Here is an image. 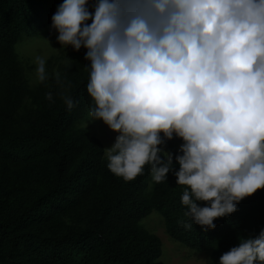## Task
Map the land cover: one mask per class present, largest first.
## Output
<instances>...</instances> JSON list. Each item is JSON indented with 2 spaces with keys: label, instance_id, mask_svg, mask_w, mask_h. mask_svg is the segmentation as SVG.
Wrapping results in <instances>:
<instances>
[{
  "label": "clouds",
  "instance_id": "clouds-1",
  "mask_svg": "<svg viewBox=\"0 0 264 264\" xmlns=\"http://www.w3.org/2000/svg\"><path fill=\"white\" fill-rule=\"evenodd\" d=\"M87 3L64 0L52 26L62 47L88 49L89 114L119 133L109 170L130 181L150 163L161 182L174 166L160 134H175L185 215L214 228L264 188V0H98L94 13ZM36 72L47 78L43 59ZM219 264H264V230Z\"/></svg>",
  "mask_w": 264,
  "mask_h": 264
},
{
  "label": "trees",
  "instance_id": "trees-1",
  "mask_svg": "<svg viewBox=\"0 0 264 264\" xmlns=\"http://www.w3.org/2000/svg\"><path fill=\"white\" fill-rule=\"evenodd\" d=\"M54 1L0 0V264H152L162 243L140 226L152 211L163 217L175 241L212 250L213 264L243 238L259 236L264 188L239 201L235 212L214 219V228L185 215L181 197L187 186L177 184L175 175L184 141L175 134L171 140L160 134V155L173 154L174 171L154 183L150 196V163L130 181L109 170L102 142L87 128H75L91 98L88 49L56 76L51 100L47 93L33 114L19 113L14 48L30 28L53 24ZM65 96L73 101L71 110ZM35 191L28 205L15 208L18 197ZM82 210L84 226L65 227L62 218Z\"/></svg>",
  "mask_w": 264,
  "mask_h": 264
},
{
  "label": "rangeland",
  "instance_id": "rangeland-1",
  "mask_svg": "<svg viewBox=\"0 0 264 264\" xmlns=\"http://www.w3.org/2000/svg\"><path fill=\"white\" fill-rule=\"evenodd\" d=\"M64 0H55L52 13H56L58 7ZM98 0H88L86 8L94 13ZM91 20L85 23L90 25ZM53 24L36 25L23 35L14 48V63L16 64L17 76L14 80L15 86L20 90V114H33L37 103L49 92L56 76L66 67L79 60L86 49L81 47L79 51L71 45L63 46L58 42L59 32ZM38 58L45 61L46 79L41 82L37 77L36 68ZM90 106L94 101L90 98L81 119L75 124V128H87L91 136L98 138L105 150V156L109 155V148L115 143L118 132L112 131L103 120H93L90 116ZM12 126L18 129V123ZM155 181L153 176L148 182L146 194L150 196L153 192ZM37 195V191L18 197L15 201V208H23L29 204L31 199ZM84 211L74 213L72 217H63L65 227H82L81 219ZM140 226L147 232L156 235L162 243V254L152 264H213L212 250L196 251L190 249L174 239L166 230V223L163 217L156 211H152L141 222Z\"/></svg>",
  "mask_w": 264,
  "mask_h": 264
}]
</instances>
